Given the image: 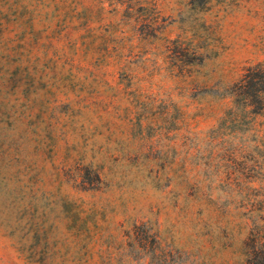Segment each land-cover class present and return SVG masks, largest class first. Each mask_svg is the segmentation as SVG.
Here are the masks:
<instances>
[{"label": "rangeland", "instance_id": "1", "mask_svg": "<svg viewBox=\"0 0 264 264\" xmlns=\"http://www.w3.org/2000/svg\"><path fill=\"white\" fill-rule=\"evenodd\" d=\"M264 0H0V264H246L264 251Z\"/></svg>", "mask_w": 264, "mask_h": 264}, {"label": "trees", "instance_id": "2", "mask_svg": "<svg viewBox=\"0 0 264 264\" xmlns=\"http://www.w3.org/2000/svg\"><path fill=\"white\" fill-rule=\"evenodd\" d=\"M234 94L244 101H249L251 94L260 104L264 103V66L257 64L248 67L241 74L240 79L234 85ZM251 93V94H250ZM246 264H264V251L250 254Z\"/></svg>", "mask_w": 264, "mask_h": 264}]
</instances>
